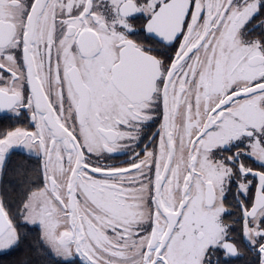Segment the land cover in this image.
I'll use <instances>...</instances> for the list:
<instances>
[{"label": "snow or ice", "instance_id": "6c2138e0", "mask_svg": "<svg viewBox=\"0 0 264 264\" xmlns=\"http://www.w3.org/2000/svg\"><path fill=\"white\" fill-rule=\"evenodd\" d=\"M0 264H264V0H0Z\"/></svg>", "mask_w": 264, "mask_h": 264}]
</instances>
